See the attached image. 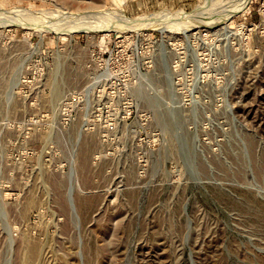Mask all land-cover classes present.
<instances>
[{
	"label": "rangeland",
	"instance_id": "obj_1",
	"mask_svg": "<svg viewBox=\"0 0 264 264\" xmlns=\"http://www.w3.org/2000/svg\"><path fill=\"white\" fill-rule=\"evenodd\" d=\"M118 1L0 0V264H264V0Z\"/></svg>",
	"mask_w": 264,
	"mask_h": 264
},
{
	"label": "bare ground",
	"instance_id": "obj_2",
	"mask_svg": "<svg viewBox=\"0 0 264 264\" xmlns=\"http://www.w3.org/2000/svg\"><path fill=\"white\" fill-rule=\"evenodd\" d=\"M247 1H249V0H240V2H242V4H241L242 6L240 7V10H242L243 6L247 3ZM123 2H124V0L118 1L119 5L123 4ZM224 6H225L224 4H220V3L219 4L210 3L208 6H206V8L195 9L194 12L191 13L190 15L178 14L177 16H171L169 18H166V19H163L160 21H155L152 19H139V20H135V21L130 22V21L123 19L124 17L121 16V11H119L117 14L118 19L116 21H114V22L109 21L108 23L106 22V24H102V25L100 23V26H101L100 28H97V26H93L92 24H91L92 26L81 25L83 23L79 24V22L77 21L78 22L77 23L76 20L71 21L70 19H68V17L65 15V13H61V15L65 16V19L67 21L68 20L71 21V23L74 26V29H76L80 32H90L96 28L99 30L102 29L104 31H111V30H115V29L121 30V29H125L127 27L133 28L134 25H136L137 23H139V24L141 23V24H144L143 26H145L147 24V25H149V27L150 26H152L153 28L156 27V29L159 28V29H163V30H169L171 32L186 33V32H189L191 30H194L198 27H201L202 25L205 24L206 21L218 20L219 16L221 18V14L225 11ZM19 16L22 17V15H19ZM69 18H71V17H69ZM72 24H70L71 27H73ZM95 25H97V24H95ZM138 26L141 27V25H138Z\"/></svg>",
	"mask_w": 264,
	"mask_h": 264
}]
</instances>
